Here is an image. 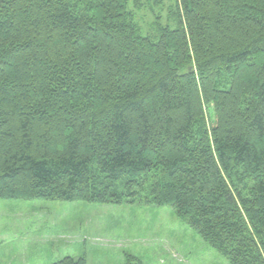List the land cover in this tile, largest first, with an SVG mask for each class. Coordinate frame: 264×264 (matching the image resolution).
<instances>
[{
  "label": "trees",
  "instance_id": "trees-1",
  "mask_svg": "<svg viewBox=\"0 0 264 264\" xmlns=\"http://www.w3.org/2000/svg\"><path fill=\"white\" fill-rule=\"evenodd\" d=\"M0 199L171 206L264 264V0H0Z\"/></svg>",
  "mask_w": 264,
  "mask_h": 264
},
{
  "label": "rangeland",
  "instance_id": "rangeland-1",
  "mask_svg": "<svg viewBox=\"0 0 264 264\" xmlns=\"http://www.w3.org/2000/svg\"><path fill=\"white\" fill-rule=\"evenodd\" d=\"M228 264L171 206L0 199V264Z\"/></svg>",
  "mask_w": 264,
  "mask_h": 264
}]
</instances>
